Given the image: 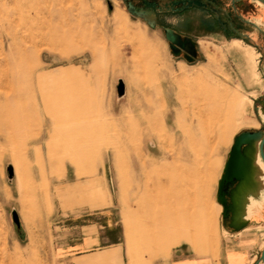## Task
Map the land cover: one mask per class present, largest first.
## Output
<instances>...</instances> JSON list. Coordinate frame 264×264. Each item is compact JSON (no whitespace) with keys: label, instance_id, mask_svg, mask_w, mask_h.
Masks as SVG:
<instances>
[{"label":"rangeland","instance_id":"1","mask_svg":"<svg viewBox=\"0 0 264 264\" xmlns=\"http://www.w3.org/2000/svg\"><path fill=\"white\" fill-rule=\"evenodd\" d=\"M134 21L122 0H0V264H86L74 247L97 231L129 264L214 249L223 163L259 128L241 124L260 111L257 56L188 37L186 62Z\"/></svg>","mask_w":264,"mask_h":264},{"label":"crops","instance_id":"2","mask_svg":"<svg viewBox=\"0 0 264 264\" xmlns=\"http://www.w3.org/2000/svg\"><path fill=\"white\" fill-rule=\"evenodd\" d=\"M124 12L126 3L130 2L136 14L133 15L134 25L147 35L148 31L158 40H162V29L168 28L181 38H209L220 36L225 40L240 42L252 50L258 61V74L263 79L262 92L258 99H254L260 108L259 113L254 108L255 121H243L241 124H257L258 129L264 125V0H122ZM151 14V15H150ZM149 15V16H147ZM151 18L152 26L147 24ZM196 19L202 27L214 23L217 31L191 35L186 28ZM206 23V24H205ZM193 26V25H191ZM68 34L72 33L68 31ZM146 46V45H145ZM144 46V47H145ZM145 49V48H144ZM261 119V120H260ZM255 128L256 126H251ZM258 129H254L257 131ZM249 177V176H248ZM252 184V195H248L244 204L243 213L238 220H245V225L235 232L221 229L218 232L217 243L212 251H207L200 256L192 255V250L178 245L170 249L167 254L152 264H253L258 254V244L264 240V202L256 204L257 190L250 177L242 182L235 194L238 197L246 192V185ZM255 196V198L253 197ZM221 212V207H220ZM125 235L128 239L130 250L132 246L125 226V210L123 215ZM78 246L74 247L77 253L84 254L77 259H87L86 264H129L120 253L118 240L109 241L105 234L96 232L85 235L80 239ZM146 247L145 245H142ZM76 253V252H75Z\"/></svg>","mask_w":264,"mask_h":264},{"label":"water","instance_id":"3","mask_svg":"<svg viewBox=\"0 0 264 264\" xmlns=\"http://www.w3.org/2000/svg\"><path fill=\"white\" fill-rule=\"evenodd\" d=\"M126 10L134 15L136 14L134 7L130 2L126 3ZM138 15V14H136ZM151 15V14H150ZM149 16V15H147ZM147 24L152 26V20L149 17ZM163 36L168 42L170 54L177 58L183 51L185 53L183 59L186 62H192L195 58V43L188 37L181 38L171 29L163 28ZM122 93V87L118 86V94ZM260 139L258 151L261 161L264 163V125L261 130L257 131H242L233 137L227 157L223 163L221 174L216 184L215 201L221 207L220 220L224 224V229L230 232H235L241 229L246 221L238 220L243 213L244 204L247 202L248 195H252V184L247 183L246 192L242 197H238L235 192L239 185L250 177L244 171L242 161L244 160V152L252 141ZM247 173V174H246ZM13 216V221L16 224V218ZM253 264H264V246L259 253L257 260Z\"/></svg>","mask_w":264,"mask_h":264},{"label":"bare ground","instance_id":"4","mask_svg":"<svg viewBox=\"0 0 264 264\" xmlns=\"http://www.w3.org/2000/svg\"><path fill=\"white\" fill-rule=\"evenodd\" d=\"M61 75V74H60ZM67 75H61L59 78V83L56 86L58 89L57 92H63V93H72L76 94L77 91L75 90L74 83L66 79ZM64 79V80H62ZM61 80V81H60ZM55 90V89H54ZM57 94V93H56ZM60 95V93H59ZM88 97V96H87ZM72 99V98H71ZM74 99V97H73ZM89 99V98H88ZM261 120V119H260ZM264 124V123H263ZM8 129V128H7ZM260 139H257L255 141H252L250 145L247 147V149L244 152V160L242 161V166H244V171L247 172V176L251 177L254 181V186L257 190L256 198L253 196L256 200V204L260 205L264 202V163L261 161L259 157V146ZM48 150H50V153H52L54 150L49 147ZM38 152V151H37ZM264 152V150H263ZM264 154V153H263ZM53 155V153H52ZM245 193V192H243Z\"/></svg>","mask_w":264,"mask_h":264}]
</instances>
